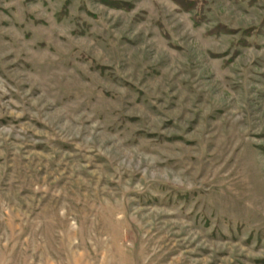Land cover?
<instances>
[{
  "label": "rangeland",
  "instance_id": "374dc122",
  "mask_svg": "<svg viewBox=\"0 0 264 264\" xmlns=\"http://www.w3.org/2000/svg\"><path fill=\"white\" fill-rule=\"evenodd\" d=\"M0 264H264V0H0Z\"/></svg>",
  "mask_w": 264,
  "mask_h": 264
}]
</instances>
